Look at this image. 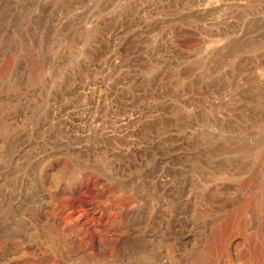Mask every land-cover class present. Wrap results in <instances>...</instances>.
Listing matches in <instances>:
<instances>
[{
  "label": "rangeland",
  "instance_id": "1",
  "mask_svg": "<svg viewBox=\"0 0 264 264\" xmlns=\"http://www.w3.org/2000/svg\"><path fill=\"white\" fill-rule=\"evenodd\" d=\"M227 239L264 264V0H0V262Z\"/></svg>",
  "mask_w": 264,
  "mask_h": 264
},
{
  "label": "bare ground",
  "instance_id": "2",
  "mask_svg": "<svg viewBox=\"0 0 264 264\" xmlns=\"http://www.w3.org/2000/svg\"><path fill=\"white\" fill-rule=\"evenodd\" d=\"M219 174V173H218ZM217 174V175H218ZM216 175V176H217ZM220 175V174H219ZM242 227V226H241ZM226 229H228L227 227H225ZM223 228V229H225ZM164 228H160L159 231L163 232ZM225 229V230H226ZM224 231V230H222ZM228 232V231H226ZM223 233V232H222ZM225 233V232H224ZM225 236V235H224ZM225 238V237H224ZM156 240V239H155ZM224 241V240H222ZM137 248H135V253H139L142 250H146V249H153L155 246V242L152 240H150V243H137ZM170 245V244H168ZM199 243L196 241L195 243H193L192 249L191 250H197L199 248ZM159 246V245H158ZM164 246V245H163ZM221 246V247H220ZM220 248H222L223 256H226L227 258H229V263L227 264H255L254 262H252V260L250 259L249 254H247L251 248H253L255 246L253 241H249V240H242L240 242L237 243H233V242H229L228 239L225 242H221L220 244ZM162 247V245L159 246V248ZM185 249L189 250L187 248V246H185ZM231 249H235V253H233ZM196 252V251H195ZM194 252V254H196ZM247 252V253H246ZM199 253V252H198ZM193 256V255H192ZM194 257H196V255H194ZM225 259V258H224ZM194 262L192 264H200L198 263V261H196L195 258H193ZM212 261V260H211ZM228 262V261H227ZM5 264V262L1 261L0 264ZM214 263V262H213ZM221 263V262H220ZM219 263V264H220ZM207 264V263H206ZM218 264V263H217ZM224 264V263H223Z\"/></svg>",
  "mask_w": 264,
  "mask_h": 264
}]
</instances>
